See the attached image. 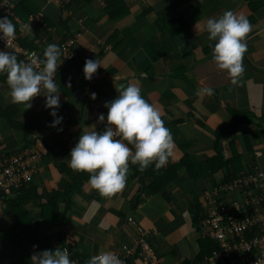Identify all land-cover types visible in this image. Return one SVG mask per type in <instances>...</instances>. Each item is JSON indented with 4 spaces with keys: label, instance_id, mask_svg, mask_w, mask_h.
I'll return each mask as SVG.
<instances>
[{
    "label": "crops",
    "instance_id": "obj_1",
    "mask_svg": "<svg viewBox=\"0 0 264 264\" xmlns=\"http://www.w3.org/2000/svg\"><path fill=\"white\" fill-rule=\"evenodd\" d=\"M23 2L24 8L39 7L40 12L35 14L42 13L49 23L64 24L45 34L38 24L31 23L32 32L26 30L22 37L23 48L36 52L49 43L59 45L64 35L75 36L78 58L75 66L57 67L55 80L60 104L56 111L63 120L56 127L50 126L54 117L49 115L51 109L44 107L43 95H37L32 106L24 109L23 105L11 102L7 84L0 82V107L10 109L19 126L13 128L6 118L0 117V151L24 148L42 155L26 187L10 195L0 191V264H23V260L19 261L22 254L29 260L34 252L62 248L63 240L77 249L73 260L84 264L99 251L123 254L124 249L135 246L139 231L145 233L157 264H181L184 259H193L198 247L188 211L192 198L213 190L222 173L186 180L179 170L161 187L159 180L153 183V175L138 181L134 172L137 165L129 162L127 176L134 178L128 177L125 187L110 197H102L87 181L65 195L78 173L68 167V154L79 135L92 130L90 126L102 130L105 122H97V117L107 114L104 103L115 98L120 85L129 82L137 83L141 96L160 110L164 126L174 140L168 163L160 169H155L154 164L148 166L149 171L155 170V175L179 164L184 156L190 157L194 165L209 159L215 142L213 132L234 121L225 108L251 112L253 118L261 120L264 0H60V5L45 4L44 0ZM227 10L243 15L251 24L242 60L245 71L237 84L230 83L226 70L216 68L211 52L214 41H209L204 31L207 18L218 17ZM175 23L178 24L174 26ZM85 59H96L101 65L91 80L83 76ZM204 85L213 89L211 96L196 94ZM93 92L95 99L90 97ZM231 140L234 150L241 154L242 168L264 166V120L257 126L251 121L241 123ZM229 142L228 138L222 140L226 158L231 155ZM141 184H152V188L146 187L139 193ZM21 188L28 197L21 201L23 211L18 212L21 223L17 227L6 198L15 196ZM149 190L153 193L145 194ZM136 193L141 202L133 209L130 200ZM55 195L56 208L50 204ZM53 210L63 224L51 219ZM43 215L51 223L44 232L39 231L40 237L44 234L39 246L14 240L22 234L30 237L34 233L31 229L43 220ZM131 262L141 264L135 258Z\"/></svg>",
    "mask_w": 264,
    "mask_h": 264
},
{
    "label": "clouds",
    "instance_id": "obj_2",
    "mask_svg": "<svg viewBox=\"0 0 264 264\" xmlns=\"http://www.w3.org/2000/svg\"><path fill=\"white\" fill-rule=\"evenodd\" d=\"M37 14L30 15L26 21H21L14 14L9 16L18 26L17 31L7 16H0V40L6 44L21 28L32 32L29 25L34 22L28 21ZM250 30L248 19L231 10L205 21L207 38L214 41L211 45L212 60L217 69L226 70L232 84H237L245 71L242 60L247 51L245 37ZM24 32L18 39L20 47L31 51L22 46ZM69 38L75 39V36ZM61 55V48L55 43L47 44L41 58H37L35 53H26V59L18 60L17 57L22 59L21 54L0 50V76L5 77L11 102L28 109L32 106L33 97L43 95L44 107L51 109L49 115L54 117L51 127L60 125L63 120L56 111L60 104V91L54 79ZM99 66L96 59H85L82 68L84 79L91 80ZM140 91L137 83L120 85L115 98L104 103L107 114L101 113L97 117V122H105L103 130L97 131L95 125L90 126L92 130L80 134L68 154V167L74 172L88 173L87 184L102 197H110L124 188L129 162L138 165L140 171L152 164L155 169H160L172 156L174 140L171 132L164 126L160 110L141 96ZM196 94L211 96L213 89L204 85ZM95 96L94 92L90 94L92 99ZM129 144L133 147L130 148ZM118 255L123 256L124 253ZM30 261L31 264H76L69 259V250L61 247L34 252ZM84 264H122V261L111 251H99Z\"/></svg>",
    "mask_w": 264,
    "mask_h": 264
},
{
    "label": "built area",
    "instance_id": "obj_3",
    "mask_svg": "<svg viewBox=\"0 0 264 264\" xmlns=\"http://www.w3.org/2000/svg\"><path fill=\"white\" fill-rule=\"evenodd\" d=\"M16 1L19 0H0V4H4L0 5V16H13L11 6ZM44 2L61 4L60 0ZM28 22L42 25L43 14L32 16ZM24 31L21 28L6 44L0 40V50L19 53L22 60L26 59V53H35L20 47L18 39ZM75 42V39L69 38L61 44L62 55L58 66L65 58H78L73 50ZM35 55L37 57L36 53ZM36 97L31 101L35 102ZM41 157L40 152L24 148L11 152L0 151V191L10 195L30 182L37 168L35 163ZM202 197L204 218L200 221L199 231L203 237L217 239L223 249L206 258L207 263L264 264V169L255 167L251 171L242 172L233 180L220 183L213 190L204 192ZM135 248L140 250L138 258L141 264H157V256L148 246L143 232ZM134 253V250L127 249L123 256H117L125 264V259L132 257Z\"/></svg>",
    "mask_w": 264,
    "mask_h": 264
},
{
    "label": "trees",
    "instance_id": "obj_4",
    "mask_svg": "<svg viewBox=\"0 0 264 264\" xmlns=\"http://www.w3.org/2000/svg\"><path fill=\"white\" fill-rule=\"evenodd\" d=\"M24 2L23 0H19L13 3V6H11L13 14L18 17L21 21H26V18L29 15H34L36 13V11L40 12V8L39 7H27L24 8L23 6ZM63 5V2H62ZM168 10V9H167ZM64 11V10H62ZM13 24L16 27V31L18 26L14 23V20L10 17H8ZM159 20H161L159 18ZM57 22L56 24L53 23H49L48 20H44L42 25H39V27L42 28V30L44 31V33L46 34L49 30L51 29H56L57 27H62V25H64L63 23ZM178 23L173 24L174 26H176ZM60 25V26H59ZM172 25V24H171ZM173 26V27H174ZM15 31V32H16ZM175 33H177V30L173 32V35H175ZM69 37L66 35L62 36L60 39V43H59V47L61 46V44L68 39ZM75 47H76V42L75 45L73 47V50L75 51ZM42 47L37 48V51L35 52L37 54V57L39 58V54H41L43 52V49H41ZM28 50H36V49H28ZM76 53V51H75ZM18 60H22L20 57H17ZM77 60V57H73V58H65V60L62 61V64L60 67H63L66 64H71L73 66H75V64L77 62H75ZM0 82H4L5 81V77L4 76H0ZM10 109H2L0 107V117H4L7 119V121L9 122V124L11 125V127L13 128H17L19 127L16 122L14 121L12 115H10L9 113ZM225 110L232 116V118L234 119L232 124H229L228 126H222V127H218V129L216 131L213 132L214 137H215V142H214V147H213V154L209 159H206L205 161H203L200 164H196L194 165L192 159L188 156H184L179 164L173 165L171 167H167L166 171L163 173H160L161 171H158L159 174L155 175V170L153 171H149L148 167L145 168L143 171H140L138 168V165L136 166L138 168V170L134 169V172H136L135 174L137 175V178H139L138 181H141L143 179V181L145 179H147L149 176H154V182L156 181H160V186L162 187L163 185H165L167 182H170V180H172V178L174 176H176L177 172L179 170L183 171L186 177V180H198V179H205L208 177H211L213 175H215L216 173H222V178L218 180V183L215 184L214 186H217L219 183H226L228 181L233 180L234 178H236L242 171L246 172V171H251L253 170V168H248V167H244L242 168V166L240 165V161H241V154L237 153L234 150V144L233 141L231 140L233 135H236L238 128L240 127L241 123L246 122V121H251L253 124H255L256 126L262 122L264 120V116L261 118V120L253 118V114L251 112H241L239 110H235V109H229V108H225ZM198 120V116H195ZM28 135V132H25V136ZM27 137V136H26ZM230 139L231 142H229V147H231V155L226 158L224 153H223V147H222V140L224 139ZM248 138V137H247ZM119 139V138H116ZM246 141V139H245ZM257 168H262L264 169V166L262 167H257ZM65 169V167H64ZM82 174H86V172H78L77 175L75 176V178L72 180V182L70 183V185L67 187V191L65 192V195H67L69 192L73 191L74 189H79L84 182H86L88 180V174L84 177H82ZM140 174V175H138ZM127 175V174H126ZM130 177V180L134 178V176H127V178ZM135 178V179H137ZM127 180V179H126ZM126 185V183H125ZM24 187H26V185H24ZM23 187V188H24ZM125 187V186H124ZM148 187L152 188V184L148 185V186H144L141 184L140 188L138 189V192L141 193L144 191V189ZM23 188H21L20 190L16 191L15 196L10 197V198H6V202L10 205L11 210L13 211L15 217H16V223H17V227H19V224L21 223L19 221V215L18 212L23 211V208L21 206V201L27 199L28 195L26 193V191H23ZM22 193L21 196L19 195V193ZM137 192V193H138ZM2 193V192H1ZM134 194L133 198H131L130 202H131V206L133 209H135L136 205L139 204L141 202V199H139V197ZM153 192L151 190H149L148 192H145V194H152ZM2 195H4L2 193ZM57 199L58 196L55 195L52 197L50 204L54 205V207L56 208L57 206ZM70 202H66V204H69ZM203 197L200 195H194L192 198V203L190 204L189 207V214L191 215V221H192V227L195 229L196 231V244L198 247V251L196 253V256L189 260V259H184L181 264H209L207 263V261H205V258H209L211 257V255L213 254V252H217V251H221L223 250L222 247L220 246V243L218 242L217 239L214 238H210V237H203L201 232L199 231V225H200V221L204 218V206H203ZM54 209V208H53ZM51 216V219H56L57 223L63 224V219L61 218V220H58V213L56 210H53ZM128 220V219H127ZM130 220V219H129ZM50 221L48 220L47 217H45L43 215V220L40 223H37L35 225V228L31 229V231H33L34 233H32V235L30 237L27 238L26 235L22 234L19 238L17 237L18 242L17 243H26L27 244H32V243H36L37 246H39V243L42 241V236H44V234H41V237L39 236V231L42 230L44 232V230L50 225ZM56 223V225H57ZM36 229V230H35ZM42 232V233H43ZM138 240V238H137ZM136 240V241H137ZM63 240L62 241V248H67L69 250V259L73 260L74 259V255L77 251L76 248H70V246L67 245V243ZM129 250H134L135 253L132 257L130 258H126L125 259V263L126 264H132L133 262H131V260L134 261V258L138 261V254L140 252V250L138 248H131ZM23 260V264L25 262H27L26 264H31L30 262V257L29 260L27 258V255L22 254L19 258V261ZM74 261V260H73ZM206 263H205V262ZM77 263V262H76ZM77 264H82V263H77Z\"/></svg>",
    "mask_w": 264,
    "mask_h": 264
},
{
    "label": "rangeland",
    "instance_id": "obj_5",
    "mask_svg": "<svg viewBox=\"0 0 264 264\" xmlns=\"http://www.w3.org/2000/svg\"><path fill=\"white\" fill-rule=\"evenodd\" d=\"M178 264H180V263H178Z\"/></svg>",
    "mask_w": 264,
    "mask_h": 264
}]
</instances>
